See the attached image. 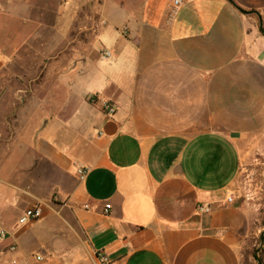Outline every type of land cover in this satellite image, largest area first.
I'll return each mask as SVG.
<instances>
[{"label": "crops", "instance_id": "0c3cea01", "mask_svg": "<svg viewBox=\"0 0 264 264\" xmlns=\"http://www.w3.org/2000/svg\"><path fill=\"white\" fill-rule=\"evenodd\" d=\"M260 25L264 0H0V99L17 100L0 106V264H242Z\"/></svg>", "mask_w": 264, "mask_h": 264}, {"label": "rangeland", "instance_id": "374dc122", "mask_svg": "<svg viewBox=\"0 0 264 264\" xmlns=\"http://www.w3.org/2000/svg\"><path fill=\"white\" fill-rule=\"evenodd\" d=\"M0 106H17V100L0 99ZM234 194L254 213L242 264H255L252 251L264 248V243L259 245V237L264 233V153L261 150H253L252 156L242 161Z\"/></svg>", "mask_w": 264, "mask_h": 264}, {"label": "built area", "instance_id": "2783aa9c", "mask_svg": "<svg viewBox=\"0 0 264 264\" xmlns=\"http://www.w3.org/2000/svg\"><path fill=\"white\" fill-rule=\"evenodd\" d=\"M171 1V6H172V14H174L177 9H179L186 0H170ZM104 58H109L110 53L108 51L103 52ZM101 112L104 114V116L110 117L113 116L116 112V107L115 105L108 101L105 100L101 104ZM88 169L84 166H76L75 167V172L77 177L80 180H83ZM87 208V206H85ZM111 206L109 204H106L103 209V213L108 214ZM212 208L209 204H201L197 207V211L202 214H209L211 212ZM42 216V210L39 206L36 207H29L25 209L21 216L18 219V223L20 225H26L32 221H35ZM7 237V233L4 230H0V242H3ZM16 249L15 245H11L9 247L10 251H14ZM96 260L98 264H116L115 261L109 260V258L103 254V253H97L96 255ZM35 260L37 262H42L43 259L41 256H36Z\"/></svg>", "mask_w": 264, "mask_h": 264}, {"label": "trees", "instance_id": "16d2710c", "mask_svg": "<svg viewBox=\"0 0 264 264\" xmlns=\"http://www.w3.org/2000/svg\"><path fill=\"white\" fill-rule=\"evenodd\" d=\"M236 7V6H235ZM239 11H241L242 13H254V12H246V11H243L242 9H240L239 7H236ZM262 33L264 34V29H261ZM263 224H264V220H263ZM264 243V233L261 234V236L259 237V245ZM252 256L254 258V261H255V264H264V248H255L253 251H252Z\"/></svg>", "mask_w": 264, "mask_h": 264}, {"label": "water", "instance_id": "95a60500", "mask_svg": "<svg viewBox=\"0 0 264 264\" xmlns=\"http://www.w3.org/2000/svg\"><path fill=\"white\" fill-rule=\"evenodd\" d=\"M229 1L231 2V0H229ZM232 4L235 6L234 3H232ZM259 24H261V20H260V18H259ZM260 28L262 29L261 25H260Z\"/></svg>", "mask_w": 264, "mask_h": 264}]
</instances>
